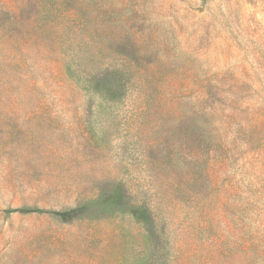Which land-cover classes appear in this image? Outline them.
Listing matches in <instances>:
<instances>
[{
  "label": "rangeland",
  "instance_id": "374dc122",
  "mask_svg": "<svg viewBox=\"0 0 264 264\" xmlns=\"http://www.w3.org/2000/svg\"><path fill=\"white\" fill-rule=\"evenodd\" d=\"M0 264H264V0H0Z\"/></svg>",
  "mask_w": 264,
  "mask_h": 264
}]
</instances>
